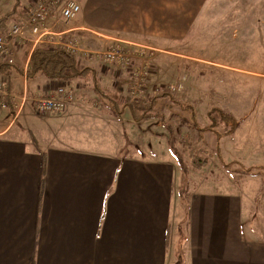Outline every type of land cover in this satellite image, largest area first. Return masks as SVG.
Returning a JSON list of instances; mask_svg holds the SVG:
<instances>
[{
    "label": "crops",
    "instance_id": "obj_1",
    "mask_svg": "<svg viewBox=\"0 0 264 264\" xmlns=\"http://www.w3.org/2000/svg\"><path fill=\"white\" fill-rule=\"evenodd\" d=\"M36 1L21 0L8 28L26 20ZM77 1L76 19L60 22L59 10L50 15V38L77 45L81 66L110 78L112 88L130 69L107 70L95 51L121 41L162 58L197 19L196 0ZM47 40L27 32L0 57L23 70L0 73L9 81L0 109V264H173L178 254L184 264H264V199L245 198L225 180L201 183L211 188L188 191L183 203L178 162L123 151L121 141L113 152L102 150L96 131L104 125L106 134L118 133L109 109L78 94L90 80L26 78L33 49ZM62 85L78 90L76 101L59 116L39 117L32 97ZM84 119L99 126L79 133Z\"/></svg>",
    "mask_w": 264,
    "mask_h": 264
},
{
    "label": "rangeland",
    "instance_id": "obj_2",
    "mask_svg": "<svg viewBox=\"0 0 264 264\" xmlns=\"http://www.w3.org/2000/svg\"><path fill=\"white\" fill-rule=\"evenodd\" d=\"M15 1L0 0V16L8 13ZM196 4V24L178 47L175 46L173 53L162 58L159 50L154 55L149 54V57L145 55L140 58L135 54L138 63L132 61L127 67L131 71L121 73L123 78L116 79L117 83L113 88L110 85L111 79L106 76L101 79V84L105 88L111 87L108 89L115 93L121 105L138 95H153L159 89H170L177 100L193 106L201 127L210 125V109L220 108L239 121V127L232 135L222 136L219 142L216 140L215 131L223 135L228 130L221 123L215 130L205 132L203 143L196 144L199 131L192 120V110L184 109L172 100L161 102L158 109L161 118L154 117L140 123L132 118L128 109H125L123 118L114 115L108 103L95 93L91 83L84 87L85 93H78V90L76 92L85 96V99L96 102L103 110L109 109L113 114L110 113L114 117V122H111L114 125L110 128L116 130L117 137H114L112 130L106 134L104 125L101 132L96 131L97 137H101V142L105 144L102 150L113 152L121 141L123 151L157 154L176 163L178 159L172 147L182 153L187 169L184 170L177 163L181 175V180L177 183L178 188L181 183L180 192L182 198H185L183 203L188 191L196 188L205 191L211 188L209 184L201 183H222L225 180L229 181V188L237 190L241 196L263 200L264 0H196ZM110 45H106L107 48ZM106 46L101 50H106ZM101 64L107 70L124 66L103 61ZM135 65L143 66L147 71L146 79L139 87L131 86L134 83L132 71ZM34 98L31 101L39 117L61 115L38 112ZM3 101H7L6 96ZM14 105L21 106L17 102ZM23 120L24 117H21L18 125ZM79 124V133L86 132L89 126L91 130L99 126L86 119ZM122 133L126 136L125 140ZM217 143L220 147L218 155L229 166L219 160L216 154ZM198 147L202 149L200 153L204 156L208 154L203 151L205 149L213 153L210 164L202 171H194L189 158V151ZM250 149L254 152L247 155Z\"/></svg>",
    "mask_w": 264,
    "mask_h": 264
},
{
    "label": "trees",
    "instance_id": "obj_3",
    "mask_svg": "<svg viewBox=\"0 0 264 264\" xmlns=\"http://www.w3.org/2000/svg\"><path fill=\"white\" fill-rule=\"evenodd\" d=\"M21 0H16L11 11L0 17V33H6L8 31L9 21L16 15L20 14ZM30 68L26 71V78L28 80L36 79L39 74H44L46 77L52 80H73L78 78H83L85 80H90L93 85L95 93L106 101L113 112L119 118H123L125 109H128L132 115V118L136 122H143L144 120L162 117L159 114V106L164 100H172L173 103L182 105L184 109L192 110V120L199 131L197 138V143H203L205 141V132L213 131L221 123L228 127V130L222 135L215 131L216 140L219 142L222 136L232 135L239 127V121L232 115L228 114L220 108H212L208 112L209 119L211 121L210 125L206 127H201L197 122V116L192 105H185L181 101L175 98V94L170 89H159L153 95H138L127 100L124 105L117 100L115 93L105 88L101 84V80L97 71L88 66H81L77 56L72 52L67 51L61 46H52L47 43H40L36 46L30 56ZM16 68L19 73H23V70L17 68L16 65L9 61L0 62V73H7L9 68ZM163 119V118H162ZM172 151L178 159V163L183 167L184 170L187 169L183 163L182 153L172 147ZM216 154L219 153V143H217ZM202 149L195 148L189 151V158L191 168L194 171H202L210 164L212 152H208L206 149L203 150L207 152V155H202ZM177 153V154H176ZM219 160L225 166H229L223 162V159L218 155ZM249 172L251 170L247 169ZM173 264H184L183 256L181 254L177 255V259Z\"/></svg>",
    "mask_w": 264,
    "mask_h": 264
},
{
    "label": "built area",
    "instance_id": "obj_4",
    "mask_svg": "<svg viewBox=\"0 0 264 264\" xmlns=\"http://www.w3.org/2000/svg\"><path fill=\"white\" fill-rule=\"evenodd\" d=\"M59 10V21L68 23L77 18L81 12V5L77 0H37L30 8L26 10V20L21 23H15L8 28L6 33H0V57L5 56L8 51L10 40L15 38H23L29 32L31 35L37 36L39 39H48L46 42L52 46H61L69 52L77 55L80 48L77 45L63 46L53 38H50L52 33L48 27L50 15ZM153 50L144 46L128 45L124 42L117 41L101 53H98L103 62L108 64H121L124 66L131 65L132 61L138 63L135 57L143 58L145 55L151 54ZM92 52H88L87 57H90ZM13 62V59H9ZM133 77L135 81L133 87H139L144 83L147 75L145 67L135 65L133 69ZM9 81L0 74V107L6 104L3 101L4 96H8ZM77 92L70 85L58 86L48 96L38 97L35 100V106L38 112L43 114L62 113L66 111L70 103L76 101Z\"/></svg>",
    "mask_w": 264,
    "mask_h": 264
}]
</instances>
